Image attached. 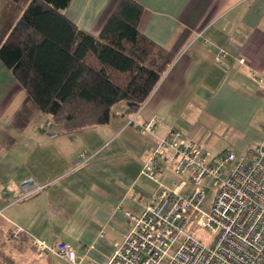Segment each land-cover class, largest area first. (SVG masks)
Masks as SVG:
<instances>
[{"label":"crops","instance_id":"0c3cea01","mask_svg":"<svg viewBox=\"0 0 264 264\" xmlns=\"http://www.w3.org/2000/svg\"><path fill=\"white\" fill-rule=\"evenodd\" d=\"M120 1L72 0L65 14L97 36ZM134 1L145 10L142 34L173 56L137 114L120 105L108 125L62 133L0 61L6 240L27 238L29 248L36 241L66 243L80 264H105L131 228L130 215L142 214L156 192L143 174L152 138L134 122L156 125L158 137L177 130L213 152L222 143L218 154L264 143V0ZM25 182L40 190L20 200ZM34 256L42 260L37 264H67L55 255Z\"/></svg>","mask_w":264,"mask_h":264},{"label":"trees","instance_id":"16d2710c","mask_svg":"<svg viewBox=\"0 0 264 264\" xmlns=\"http://www.w3.org/2000/svg\"><path fill=\"white\" fill-rule=\"evenodd\" d=\"M71 2L5 0L0 7V61L62 133L108 125L120 105L137 114L173 63L140 31L138 2L121 0L97 36L67 18ZM9 230L0 221V264H29V240H6Z\"/></svg>","mask_w":264,"mask_h":264},{"label":"built area","instance_id":"2783aa9c","mask_svg":"<svg viewBox=\"0 0 264 264\" xmlns=\"http://www.w3.org/2000/svg\"><path fill=\"white\" fill-rule=\"evenodd\" d=\"M133 127L152 138L143 174L159 183L169 167L183 180L171 189L160 185L145 211L130 215L131 228L105 264H264V143L241 155L227 150L217 156L177 130L158 137L152 123ZM209 185L217 193L204 211ZM39 190L25 182L20 200ZM192 227L206 230L213 240H198ZM33 247L43 259L55 255L67 264L81 262L66 243L36 241Z\"/></svg>","mask_w":264,"mask_h":264},{"label":"rangeland","instance_id":"374dc122","mask_svg":"<svg viewBox=\"0 0 264 264\" xmlns=\"http://www.w3.org/2000/svg\"><path fill=\"white\" fill-rule=\"evenodd\" d=\"M4 2H5V0L1 1L0 7H1V5H3ZM222 145H223L222 143L215 145V147L213 148L215 155L220 156L222 154V153L218 154V150H220L222 148ZM230 149L233 150V148H228L227 150H230ZM233 151L235 152V150H233ZM235 153H237V152H235ZM237 154L241 155L239 153H237ZM182 180H183V177H181L179 174L175 173V171H173L171 168L166 167L164 174L161 177H159V183H155L153 181L155 184L151 183V186L154 187V189H156V191L158 190L160 185H163L166 188L171 189L174 187L175 183H179ZM216 193L217 192L214 189L213 185H209L208 188L206 189L207 200H206L204 211H208L209 206L212 204V202L215 199ZM192 229H193V227H192ZM193 230H194V236L198 240L202 241L203 243L208 244V242L210 243L213 240V237L211 236V234L209 232H207L206 230L200 229V228H195ZM9 235H8V238H10V236H11V235L10 236ZM19 235H20V233H19ZM19 237L22 240V237L21 236H19ZM32 245H34L33 242L31 244V248L26 249L25 254H24V252H22L24 254V256L26 257L25 262H27L29 264H37V262H42V260L35 258L34 254H36V252L33 251L34 247ZM22 253H21V256H22ZM19 255L16 256V259H19ZM36 256H37V254H36Z\"/></svg>","mask_w":264,"mask_h":264}]
</instances>
